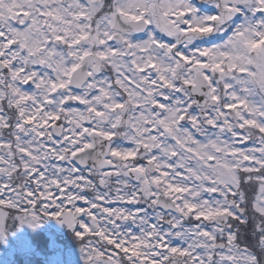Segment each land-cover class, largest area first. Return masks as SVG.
Returning a JSON list of instances; mask_svg holds the SVG:
<instances>
[{
	"label": "snow or ice",
	"instance_id": "1",
	"mask_svg": "<svg viewBox=\"0 0 264 264\" xmlns=\"http://www.w3.org/2000/svg\"><path fill=\"white\" fill-rule=\"evenodd\" d=\"M0 0V240L84 264H264V0Z\"/></svg>",
	"mask_w": 264,
	"mask_h": 264
},
{
	"label": "rangeland",
	"instance_id": "2",
	"mask_svg": "<svg viewBox=\"0 0 264 264\" xmlns=\"http://www.w3.org/2000/svg\"><path fill=\"white\" fill-rule=\"evenodd\" d=\"M18 224L19 222L10 221L3 240H0L2 264L4 259L10 256L12 259L9 264H84L79 250L80 244L73 230L66 228L62 234V224L48 218L43 219L35 229L27 224ZM17 225L21 226L17 230L13 229ZM37 231L41 232L47 241L34 240L32 235Z\"/></svg>",
	"mask_w": 264,
	"mask_h": 264
},
{
	"label": "trees",
	"instance_id": "3",
	"mask_svg": "<svg viewBox=\"0 0 264 264\" xmlns=\"http://www.w3.org/2000/svg\"><path fill=\"white\" fill-rule=\"evenodd\" d=\"M18 225H19V224H18ZM18 225H17L16 227H13V229L17 230V228H19V227L21 226V225H20V226L18 227ZM32 237L34 238V240L40 239V240H42V242L47 241V238L44 237V235H42V233L39 232V231L35 232V233L32 235ZM42 247H43V246H42ZM11 259H12L11 256L8 257V258H6V259H4L3 264H9ZM0 264H2V263L0 262Z\"/></svg>",
	"mask_w": 264,
	"mask_h": 264
},
{
	"label": "flooded vegetation",
	"instance_id": "4",
	"mask_svg": "<svg viewBox=\"0 0 264 264\" xmlns=\"http://www.w3.org/2000/svg\"><path fill=\"white\" fill-rule=\"evenodd\" d=\"M193 3L200 7L201 12H205V11H207V12L211 13V12L214 11L212 8H210V7L207 6V5H201V4H200V0H193ZM66 228H67L66 226L62 225V234L65 233ZM67 229H68V228H67ZM68 230H69V229H68ZM64 236H65V235H64Z\"/></svg>",
	"mask_w": 264,
	"mask_h": 264
}]
</instances>
